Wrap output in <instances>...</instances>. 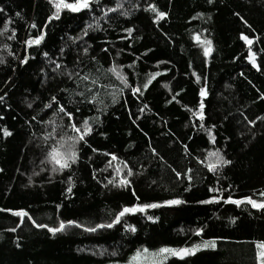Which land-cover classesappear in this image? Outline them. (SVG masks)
I'll return each instance as SVG.
<instances>
[{
    "label": "trees",
    "instance_id": "obj_1",
    "mask_svg": "<svg viewBox=\"0 0 264 264\" xmlns=\"http://www.w3.org/2000/svg\"><path fill=\"white\" fill-rule=\"evenodd\" d=\"M76 1L0 0V264H258L264 0Z\"/></svg>",
    "mask_w": 264,
    "mask_h": 264
},
{
    "label": "rangeland",
    "instance_id": "obj_2",
    "mask_svg": "<svg viewBox=\"0 0 264 264\" xmlns=\"http://www.w3.org/2000/svg\"><path fill=\"white\" fill-rule=\"evenodd\" d=\"M88 0H78L74 4H70L69 8L71 9H77L80 7H83L86 5ZM252 60V59H251ZM111 166L115 169L116 173H118V181L123 184L126 182V178L123 177L120 173V164L113 158V161L111 162ZM257 262L258 264H264V242H257ZM198 246H192L189 248H181L178 250H172L171 248H162L160 251H152L144 248L140 252H136L132 256L129 257V259L125 262H120L117 264H157L159 260L163 257V254L166 252L174 253L179 256H184L186 254L194 252Z\"/></svg>",
    "mask_w": 264,
    "mask_h": 264
}]
</instances>
